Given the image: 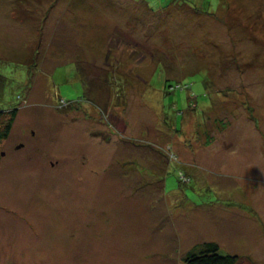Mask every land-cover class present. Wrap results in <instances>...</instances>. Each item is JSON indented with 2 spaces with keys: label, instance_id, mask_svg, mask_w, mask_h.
Returning a JSON list of instances; mask_svg holds the SVG:
<instances>
[{
  "label": "rangeland",
  "instance_id": "1",
  "mask_svg": "<svg viewBox=\"0 0 264 264\" xmlns=\"http://www.w3.org/2000/svg\"><path fill=\"white\" fill-rule=\"evenodd\" d=\"M221 1L0 0V264H264V0Z\"/></svg>",
  "mask_w": 264,
  "mask_h": 264
},
{
  "label": "trees",
  "instance_id": "2",
  "mask_svg": "<svg viewBox=\"0 0 264 264\" xmlns=\"http://www.w3.org/2000/svg\"><path fill=\"white\" fill-rule=\"evenodd\" d=\"M220 2L223 3L221 0ZM225 5L226 4L223 3L221 8H223ZM184 87L187 88V86ZM178 88L182 89V86L180 84H177L175 86V89ZM68 105L70 104L67 103L65 106ZM2 113L4 112H0V120L3 116ZM7 113H9V117H10L9 119H7L8 121L4 125H2V123L0 122V130H1L0 138H5L10 132L13 119L17 113V109L14 108L12 110H9ZM221 125L222 127H224L225 124L221 122ZM183 177L185 178V176ZM181 182H184V180H182ZM237 259H238L237 256L221 253L219 246L215 242H205L200 246L194 248L192 251L188 252L183 259V263L184 264H236Z\"/></svg>",
  "mask_w": 264,
  "mask_h": 264
}]
</instances>
